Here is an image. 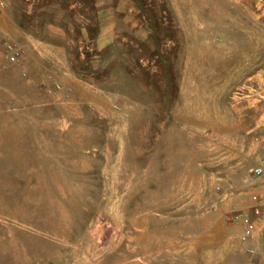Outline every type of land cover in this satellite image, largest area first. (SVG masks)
Listing matches in <instances>:
<instances>
[{"label": "rangeland", "instance_id": "1", "mask_svg": "<svg viewBox=\"0 0 264 264\" xmlns=\"http://www.w3.org/2000/svg\"><path fill=\"white\" fill-rule=\"evenodd\" d=\"M1 2L0 264H264V0Z\"/></svg>", "mask_w": 264, "mask_h": 264}, {"label": "built area", "instance_id": "2", "mask_svg": "<svg viewBox=\"0 0 264 264\" xmlns=\"http://www.w3.org/2000/svg\"><path fill=\"white\" fill-rule=\"evenodd\" d=\"M4 8V3H0V14ZM0 57L5 59L8 63H18L23 57V50L19 44L10 39H0ZM61 89L59 84L49 86L45 89L47 93L58 92ZM250 181L249 184L252 186L256 185L257 182L264 178V146L262 149V156L259 158L257 164L250 169ZM252 203L250 205V215L252 218L259 220L261 219L264 211V194L255 193L252 195ZM247 213L237 212L233 215V219L241 221L246 220L245 235L251 236L254 232L255 221L248 222ZM250 253H253L252 248H248Z\"/></svg>", "mask_w": 264, "mask_h": 264}, {"label": "crops", "instance_id": "3", "mask_svg": "<svg viewBox=\"0 0 264 264\" xmlns=\"http://www.w3.org/2000/svg\"><path fill=\"white\" fill-rule=\"evenodd\" d=\"M101 38H102V36H101Z\"/></svg>", "mask_w": 264, "mask_h": 264}]
</instances>
